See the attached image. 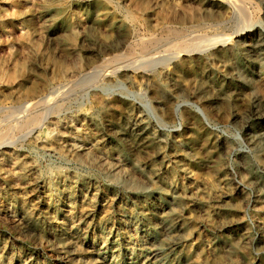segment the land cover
Here are the masks:
<instances>
[{"label":"rangeland","instance_id":"374dc122","mask_svg":"<svg viewBox=\"0 0 264 264\" xmlns=\"http://www.w3.org/2000/svg\"><path fill=\"white\" fill-rule=\"evenodd\" d=\"M0 126V264H264V0H0Z\"/></svg>","mask_w":264,"mask_h":264},{"label":"bare ground","instance_id":"6f19581e","mask_svg":"<svg viewBox=\"0 0 264 264\" xmlns=\"http://www.w3.org/2000/svg\"><path fill=\"white\" fill-rule=\"evenodd\" d=\"M169 30V29H168ZM188 35V34H187ZM211 37H213V36H211ZM209 38V37H208ZM194 39V38H193ZM192 39V40H193ZM213 39V38H212ZM141 40V39H140ZM206 41V40H205ZM204 41V42H205ZM152 42H153V40H152ZM190 42H192L191 41V39H189V38H185V39H179V40H177V41H175V42H173V43H171L169 46H168V48H167V50H174V51H178V50H180L178 53H180L181 52V50H185L186 49V47H187V44L188 43H190ZM197 42V41H196ZM138 43H140V44H138L139 46H138V48L139 49H141L142 51L144 50H147V48H148V46L150 45V40H147V41H142V42H138ZM194 43V42H193ZM194 44H196V43H194ZM193 44V45H194ZM198 44V43H197ZM197 44H196V46H197ZM200 44V43H199ZM202 45V44H201ZM186 51H187V49H186ZM177 53V52H176ZM128 57V56H127ZM114 58H116V56L114 57ZM118 58V57H117ZM126 59V58H125ZM123 61V60H122ZM126 61H127V59H126ZM105 62V61H104ZM103 62V63H104ZM128 62V61H127ZM126 64V63H125ZM114 65H116V67L118 66L117 64H114ZM112 66H113V64H112ZM101 67H103V66H101ZM100 67V68H101ZM107 68H108V66H106ZM111 67V66H110ZM109 67V68H110ZM120 67V66H119ZM115 68V67H114ZM113 68V69H114ZM111 69V68H110ZM116 69V68H115ZM114 69V70H115ZM106 70V69H105ZM39 100H37L36 102H38ZM35 102V101H34ZM41 103V102H40ZM39 103V104H40ZM37 104V103H36ZM36 104H35V106H36ZM31 105V104H30ZM25 107H29V106H25ZM12 108V107H11ZM41 108V107H40ZM14 109V108H13ZM28 109V108H27ZM30 109V108H29ZM33 109V108H32ZM26 110V109H25ZM29 111V110H28ZM27 113H29V112H27ZM31 113V112H30ZM7 115V114H6ZM25 115V114H24ZM46 116V115H45ZM41 117H42V112H41V110L39 109V108H37V109H34V110H32V113H31V115H30V118H27L26 117V119L24 120V121H22V124H21V126L22 127H26V126H28V125H30V124H36L40 119H41ZM24 118V117H23ZM20 120V119H19ZM10 125H12V124H10ZM9 125V126H10ZM130 125V124H129ZM1 127V126H0ZM135 127V126H134ZM11 128V127H10ZM10 128L9 127H5L3 130H1V132H0V137H2V138H8L9 139V136H11V134L9 133V130H10ZM13 128V127H12ZM11 128V129H12ZM134 129V128H133ZM128 130V129H127ZM129 130H131V129H129ZM11 131V130H10ZM18 139V138H17ZM3 142V141H2Z\"/></svg>","mask_w":264,"mask_h":264}]
</instances>
